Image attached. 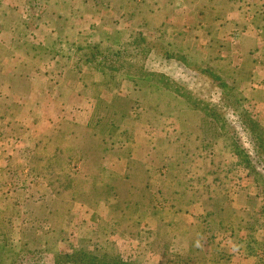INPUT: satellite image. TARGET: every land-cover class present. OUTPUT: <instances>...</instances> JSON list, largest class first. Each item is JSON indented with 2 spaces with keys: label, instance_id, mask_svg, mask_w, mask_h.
<instances>
[{
  "label": "rangeland",
  "instance_id": "obj_1",
  "mask_svg": "<svg viewBox=\"0 0 264 264\" xmlns=\"http://www.w3.org/2000/svg\"><path fill=\"white\" fill-rule=\"evenodd\" d=\"M255 23L264 30V0H0V61L20 53L35 85L0 101V264H69L73 250L100 264H264ZM136 34L149 47L136 61L215 104L226 131L176 94L143 101V85L90 59L98 46L127 62ZM233 147L255 172L234 165Z\"/></svg>",
  "mask_w": 264,
  "mask_h": 264
},
{
  "label": "trees",
  "instance_id": "obj_2",
  "mask_svg": "<svg viewBox=\"0 0 264 264\" xmlns=\"http://www.w3.org/2000/svg\"><path fill=\"white\" fill-rule=\"evenodd\" d=\"M128 44L131 46L132 50V56L131 58L127 55V62L124 59V49L120 50H114L112 54L115 56L116 63L115 64H108L106 59L107 58H113V57H107L104 52H102L98 46H94L96 50H91L90 52V59L95 60L96 65L101 66L102 69H108L111 71H116V73H120L123 77H126L127 80L131 81L133 84L140 83V85H143L145 87V93L142 97V100L149 101L153 103L155 107H161L164 105V94L167 95L168 93L176 94L177 96L181 97L185 102V108L199 112L204 116L206 120H208L209 123L214 124L218 128V133L220 134L221 131H226L225 121L221 117V114L217 111L216 105L210 103L209 101H203L200 100L192 95V93L187 90L185 87L180 86L176 81L171 79L169 76H166L164 73L160 72H152L149 70H146L143 63L136 61V57L140 56L141 54H145L148 52L149 47L145 46L146 44V38L142 34H136L134 36L130 37V40L128 41ZM123 54V55H122ZM180 57V56H179ZM184 61L185 58L180 57ZM138 62L139 64H137ZM103 69V70H104ZM209 73V77L213 81H217V84L220 87H224V83L219 81L221 77L217 75L211 68L206 67L205 69ZM226 87V86H225ZM230 91L233 92V96L235 97L234 103H238L239 100H241V96L236 94L235 90L231 87H229ZM163 96V97H162ZM150 98H153V100H150ZM140 108V102L136 103V111ZM136 113V112H135ZM248 119L243 120L244 123H246ZM249 129H251L253 132L255 130L254 124L251 122V120L248 121ZM256 134V132H255ZM256 139L259 148H263L264 150V137H260L259 134H256ZM232 150L235 157L237 158L236 162H233L234 165H236L239 168H242L244 170H247L249 173L255 172V170L252 168L250 164L249 157L244 152V150H239L236 147H233ZM262 150V153L264 154V151ZM223 168L224 170L227 169ZM208 174V173H206ZM224 179L227 177L226 174L223 175ZM205 178V177H204ZM201 177V181L198 182L202 184V186H206L204 182L206 181ZM217 179V176H211L210 181L213 183ZM219 179V178H218ZM210 182V183H211ZM221 182V180L219 181ZM211 183V184H212ZM209 186V184H208ZM261 190L264 194V184L261 186ZM263 207H261V212H264ZM246 227L250 223L245 222ZM72 258L69 261V264H100L99 262V256L97 253L94 252H85L81 250H73L72 251Z\"/></svg>",
  "mask_w": 264,
  "mask_h": 264
},
{
  "label": "crops",
  "instance_id": "obj_3",
  "mask_svg": "<svg viewBox=\"0 0 264 264\" xmlns=\"http://www.w3.org/2000/svg\"><path fill=\"white\" fill-rule=\"evenodd\" d=\"M234 23V22H233ZM249 31L254 33H258L259 37L263 36L264 37V30L261 31V25L258 23L255 24H250L248 25ZM8 30H6L7 32ZM10 43V42H9ZM8 43V45H9ZM1 44H4L1 42ZM11 49L14 50L13 45L11 44ZM257 48L260 49L259 44L257 45ZM16 51L19 53V51L16 49ZM19 54H16L15 52L13 53L12 57L9 58L8 55L6 58L0 61V101L1 98L7 97L9 100H11L14 104H17L18 102H21L23 100H26L30 95L33 89L35 88V85L30 81L31 76H25L23 75L20 79V72H19V67L18 65H15V60L17 57H19ZM9 74L10 76L14 75V80L11 81L9 79ZM8 78V79H7ZM6 80L7 83H4ZM27 82V86L23 87V89H20L19 86H17L18 83H23ZM29 83V85H28ZM3 85H5V89H2ZM2 89V90H1ZM3 136V132L1 135V138ZM0 148H3L1 146Z\"/></svg>",
  "mask_w": 264,
  "mask_h": 264
}]
</instances>
